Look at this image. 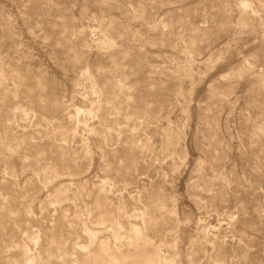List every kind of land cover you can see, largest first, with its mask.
I'll return each instance as SVG.
<instances>
[{"label": "rangeland", "instance_id": "rangeland-1", "mask_svg": "<svg viewBox=\"0 0 264 264\" xmlns=\"http://www.w3.org/2000/svg\"><path fill=\"white\" fill-rule=\"evenodd\" d=\"M0 264H264V0H0Z\"/></svg>", "mask_w": 264, "mask_h": 264}, {"label": "bare ground", "instance_id": "bare-ground-1", "mask_svg": "<svg viewBox=\"0 0 264 264\" xmlns=\"http://www.w3.org/2000/svg\"><path fill=\"white\" fill-rule=\"evenodd\" d=\"M107 42H108V40H107Z\"/></svg>", "mask_w": 264, "mask_h": 264}]
</instances>
